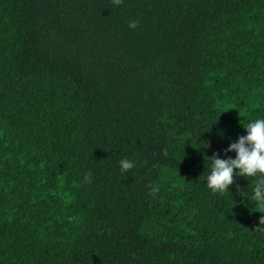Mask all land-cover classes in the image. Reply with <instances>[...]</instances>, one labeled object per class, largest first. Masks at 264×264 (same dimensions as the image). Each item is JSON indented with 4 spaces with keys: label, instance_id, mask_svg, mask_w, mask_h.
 Returning a JSON list of instances; mask_svg holds the SVG:
<instances>
[{
    "label": "trees",
    "instance_id": "obj_1",
    "mask_svg": "<svg viewBox=\"0 0 264 264\" xmlns=\"http://www.w3.org/2000/svg\"><path fill=\"white\" fill-rule=\"evenodd\" d=\"M257 119L264 0H0V264H264Z\"/></svg>",
    "mask_w": 264,
    "mask_h": 264
},
{
    "label": "clouds",
    "instance_id": "obj_2",
    "mask_svg": "<svg viewBox=\"0 0 264 264\" xmlns=\"http://www.w3.org/2000/svg\"><path fill=\"white\" fill-rule=\"evenodd\" d=\"M123 0H113V4L120 5ZM139 26L138 22L133 20L129 23V28L135 29ZM246 136H241L238 142L230 143V146L224 149L225 155L228 152H235V159L218 158L219 154H213L211 173L207 177V186L213 193L223 195L229 191V186L235 183L237 175L243 177H255L258 174L264 176V119H257L249 123L246 127ZM164 156L168 155L167 149L162 150ZM122 172L130 171L136 166V162L127 158L120 162ZM91 173L84 176V182L91 183ZM160 191L158 186L151 189V194L155 196ZM252 199L256 202L261 213H264V179L259 180L254 187ZM264 225V216L259 221Z\"/></svg>",
    "mask_w": 264,
    "mask_h": 264
}]
</instances>
